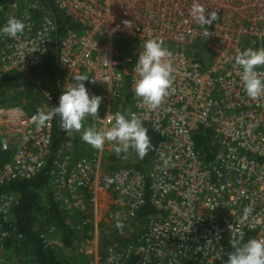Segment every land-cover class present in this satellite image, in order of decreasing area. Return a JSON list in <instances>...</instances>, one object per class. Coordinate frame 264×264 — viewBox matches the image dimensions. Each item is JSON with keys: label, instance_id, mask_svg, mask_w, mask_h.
Wrapping results in <instances>:
<instances>
[{"label": "built area", "instance_id": "built-area-1", "mask_svg": "<svg viewBox=\"0 0 264 264\" xmlns=\"http://www.w3.org/2000/svg\"><path fill=\"white\" fill-rule=\"evenodd\" d=\"M55 12L79 32L60 35ZM49 53L60 101L93 120L97 145L91 155L75 154L66 119L64 141L54 148L51 109L0 106V264H27L6 246L17 197L3 188L48 166L52 201L77 234L73 255L85 264H216L234 242L242 259L264 264V0L0 5V77L28 74ZM126 104L136 153L132 165L106 174L104 132ZM144 128L159 142L141 173L134 164L147 147ZM200 132L204 153L195 143ZM102 203L110 224L136 232L99 258ZM147 203L157 213L140 217ZM57 232L45 226L39 239L66 248Z\"/></svg>", "mask_w": 264, "mask_h": 264}, {"label": "trees", "instance_id": "trees-1", "mask_svg": "<svg viewBox=\"0 0 264 264\" xmlns=\"http://www.w3.org/2000/svg\"><path fill=\"white\" fill-rule=\"evenodd\" d=\"M12 1L0 0V5H6ZM54 16L60 35L65 34L68 30L79 32L78 26L70 23L59 13L55 12ZM132 53L135 54V51H132ZM59 83L60 74L55 64L54 53L46 55L40 66L31 70L28 74L11 72L0 77V106L22 105L28 113H33L43 111L42 105L44 101L50 102L49 108L52 110L53 116L52 142L54 148L64 141L67 128L65 111L61 107L62 103L59 99ZM35 84L37 85L36 87L34 86ZM144 135L147 142L144 157L134 164V168L141 173L146 172L153 151L159 142L157 135L149 128H144ZM206 141L207 137H204L201 132L195 137V143L202 153L206 151ZM5 156L0 153L1 159H5ZM49 170L50 166L29 180L14 181L3 188L14 193L17 197L11 210L15 233L10 235L6 246L10 250V254L14 250L12 255H25L27 264H72L69 260L55 254V250L45 247L39 239V232L49 225L57 226L60 232V240L65 247L72 246L73 240L78 238L77 234L65 224L64 218L61 217L52 201L47 185ZM156 213L157 210L147 203L142 208L140 217L155 215ZM17 235L22 237L19 241L16 238ZM130 238H127L126 241L122 239L118 241L115 238L111 243L108 239L104 244L100 242L99 253L101 257L103 258L104 249L108 244L126 246L131 242ZM238 251V242L229 244L223 260L216 264H258L245 261L239 256ZM84 259L82 260L83 262L79 259L80 263L77 264H85Z\"/></svg>", "mask_w": 264, "mask_h": 264}, {"label": "rangeland", "instance_id": "rangeland-1", "mask_svg": "<svg viewBox=\"0 0 264 264\" xmlns=\"http://www.w3.org/2000/svg\"><path fill=\"white\" fill-rule=\"evenodd\" d=\"M34 86L36 87L37 85L35 84ZM61 102L64 105L65 117L70 125V142L72 143L75 154L91 155L97 145V134L92 127L93 120L89 116H80L73 110L68 100H62ZM42 106V112L47 111L50 109V102L44 101ZM127 106V104L122 106L120 117L115 120L113 125L108 126L104 132L106 133V139L103 147L105 148L104 155L106 154V156L104 157L102 168H104L106 174L118 167L130 166L134 160L133 157L136 153L135 127L127 120ZM2 160L3 159L0 158V162H2ZM100 205L102 208L100 213L103 215L106 203ZM96 222L97 235L101 244L106 243L108 239L111 243L115 238L118 241L121 239L126 241L127 238H132L136 232L134 226L117 227L110 224L104 215L103 217L98 216ZM88 231L92 232V230L88 228L84 233L86 234ZM59 233L60 232L56 233L54 239L59 238ZM92 233L94 234V232ZM77 242L78 241L73 240V246H75ZM77 245H79V242ZM73 246L66 248L55 247V254L63 259L69 260L72 264L80 263L78 260L81 259L82 261L84 258H76V256L73 255ZM23 256L26 257L25 255ZM99 258H101V255H99ZM98 264H100V261Z\"/></svg>", "mask_w": 264, "mask_h": 264}]
</instances>
